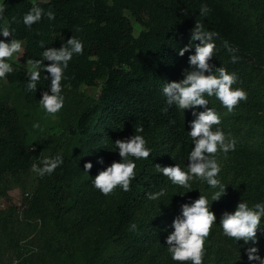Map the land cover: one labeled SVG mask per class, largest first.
I'll use <instances>...</instances> for the list:
<instances>
[{"label": "trees", "instance_id": "16d2710c", "mask_svg": "<svg viewBox=\"0 0 264 264\" xmlns=\"http://www.w3.org/2000/svg\"><path fill=\"white\" fill-rule=\"evenodd\" d=\"M0 1L5 9L0 23L10 21L12 16L18 18L12 27L16 37L25 41L28 59L40 57L44 50L40 40L46 42L45 49L59 48L74 35L85 44L83 55L75 56L67 69L65 107L57 114L58 132L38 139L34 150L26 140L22 105L10 103L5 107L0 101V198L6 195L11 179L17 176L15 180H19V173H26L41 152L45 156L62 152L64 156L62 166L38 180L42 182L38 188L32 190L31 185L27 190L22 218L14 207L0 210V237L16 242L15 227L21 219L39 215L44 219L42 248L50 251L56 264H174L167 252L166 237L180 212L182 203L178 200L189 202L200 192L197 189L179 195L185 190L156 173L155 163L184 167L192 147L187 136L189 122L194 119L192 110L182 112L174 105L167 106L162 87L165 82L182 79L183 70L189 67L188 57L195 49L184 56L178 52L191 42L196 20L219 33L210 63L235 72L239 82L233 87L248 92L247 101H241L230 113L215 97H208L209 107L214 106L222 116L220 126L237 139L234 152L218 156L223 166L221 175L230 185L227 194L213 202L217 222L225 210L234 211L242 197L249 201L264 199V0ZM33 3L45 10L51 8L56 19L45 17L28 29L22 17ZM202 4L210 7L207 17L200 15ZM126 11L142 26L139 35ZM225 41L237 51L230 54ZM233 54L239 57L235 63L231 61ZM14 68L9 84L27 107H39L38 100L50 81H45L36 94L28 93L25 68L18 64ZM98 82H102L99 97L81 89L82 84L93 86ZM138 124L143 125L153 152L148 160L138 161L131 191L118 188L105 196L92 180L113 160L121 159L118 152L111 151L113 142L133 135ZM101 156L104 165L97 163ZM88 161L93 163L89 174L84 171ZM161 186L169 188L162 204L149 200L146 193ZM198 186L208 192L202 182ZM132 223L138 230H130ZM46 225L51 231L47 235ZM215 232L227 247L218 246L206 259L211 264H233V257L225 251L235 246L218 230ZM3 241L0 238V264H5ZM14 246L22 250L18 249L13 261L30 264V248L18 241ZM260 247L264 255V234Z\"/></svg>", "mask_w": 264, "mask_h": 264}, {"label": "clouds", "instance_id": "9594fccd", "mask_svg": "<svg viewBox=\"0 0 264 264\" xmlns=\"http://www.w3.org/2000/svg\"><path fill=\"white\" fill-rule=\"evenodd\" d=\"M4 11L0 1V19H3ZM184 11L187 14L186 10ZM199 12L201 16L207 17L210 13L209 5L202 4ZM45 17L54 21L56 13L51 8L45 10L40 4L33 3L23 14L22 23L32 29L34 24H38ZM17 22L18 18L12 16L10 21L0 23V36L3 37L0 39V81L8 83L9 74L15 71V62L25 55V41L16 37V29L12 27ZM218 35V32L206 28L203 22L196 20L191 29V42L178 52L180 56H184L191 49H195L188 57L189 67L183 70L182 79L165 82L162 87L167 106L174 105L182 112L186 109L192 110L194 119L189 122L190 130H187L192 147L187 153L186 166L182 167L178 163H155V171L166 177L172 186L185 190L179 194L181 196L197 189L200 192L197 198L190 197L189 202L183 203L182 198L178 200L182 204L180 212L172 221V230L166 237V248L171 259L175 261L174 264H211L206 259L207 255L205 256L206 247L212 241L208 240L210 235L214 230H218L220 235L235 246L232 248L233 264H264L260 247L261 235L264 234V199L249 201L242 197L234 211L225 210L220 215L219 222L212 208L213 202L221 200L227 194V187L230 185L221 175L223 166L218 156H227L234 152L237 139L220 126L222 116L214 106L209 107L208 97H215L229 113L233 112L241 101L248 99L245 88L233 87L239 82L235 72L210 63L216 51L215 37ZM9 37L11 39H8ZM45 45L47 44L44 40L39 41V46L44 49L39 58L26 57L28 60L25 63L27 69L24 67L27 76L25 91L36 94L45 81H50L42 91L38 104L45 114L55 116L65 107L64 82L68 79L66 73L69 64L75 56L83 55L85 44L81 38L74 35L59 48L45 49ZM224 47L230 54L237 51L227 41L224 42ZM238 59V56L231 55L233 63ZM45 61L51 63L46 64ZM5 99L7 89H1L0 101L5 107L11 106ZM33 127L40 128V124L37 122ZM144 131L143 125L138 124L133 135L113 142L111 151L118 152L121 159L113 160L92 180L93 186L103 195L109 196L118 188L123 192L131 191L132 182L137 176L138 161L148 160L153 152L152 144L144 135ZM35 147L33 145L32 150ZM97 163L104 165V158L98 157ZM63 164L62 152L52 156H45L41 152L39 160L32 163L31 171L42 178L45 175L51 176ZM92 168L91 161L84 164L86 173L89 174ZM201 182L207 186V193L198 186ZM168 193L169 188L161 186L156 191L147 192L146 196L149 200L162 204ZM130 230H138V225L132 223Z\"/></svg>", "mask_w": 264, "mask_h": 264}, {"label": "rangeland", "instance_id": "374dc122", "mask_svg": "<svg viewBox=\"0 0 264 264\" xmlns=\"http://www.w3.org/2000/svg\"><path fill=\"white\" fill-rule=\"evenodd\" d=\"M126 14L130 17L131 21L135 25L134 26L135 34L139 35L142 26H140L136 22L135 18L132 16V14L129 11H126ZM27 60L28 59L24 55L20 58V60H17L15 63L22 65L27 69V66L25 64ZM101 86H102V82H98L96 85L93 86H87L85 84H82L81 89L88 92L90 95L94 97H99ZM1 89H7V94L9 95V98L7 97V99H5L6 103H16L22 105L24 132L27 137L26 140H28L30 144L34 145V143L38 139L46 135H50L58 132L59 118L57 114L55 116H49L45 114L39 107H31V108L27 107V105L24 103L22 98L17 95V91H16L17 89L6 81H0V90ZM37 122L40 124V128L33 127V125ZM16 177L11 179L12 181L9 184V188L6 191V195L0 198V210L9 207H14L17 214L18 215L20 214V217L22 218L23 217L22 212L24 210V207L26 206V204H23V197L24 195L26 196L25 193L27 192V190L30 189L31 185H33L32 190H35L36 188H38V184H42V182H39L41 177H37V175L31 171V168L26 173H19L18 175L19 180L17 181L15 180ZM5 178H7V176ZM43 221L44 219H42L41 216L34 215L33 217L21 219L20 224L19 225L17 224L18 226L15 227L17 231L16 242L18 241L21 244L24 243L26 245L24 248H30L28 254H30L29 256L33 257V259H31L30 261V264L57 263V259L53 257L50 251H47L46 249L42 248V240L40 239V233H41V226L43 224ZM48 227H50V223H48ZM48 232L51 231L47 230V225H46L45 235L49 234ZM215 233L216 232L214 230L213 233L208 238V240H212V242L209 244V246L206 247L205 256L215 252L218 249V246L221 247L222 249H225L227 247L226 244L218 241L219 240L218 234ZM2 237H4V235H1L0 238L4 240L3 244L6 247L4 251H2L5 254L2 263L4 262L5 264H11L14 262L13 259H16L15 253L18 251V249L22 250V247H18V246L15 247L14 244L16 242L12 241L10 243L11 239L2 238ZM69 247H71L70 244ZM225 252L228 254L229 257H234L232 251L226 250Z\"/></svg>", "mask_w": 264, "mask_h": 264}]
</instances>
